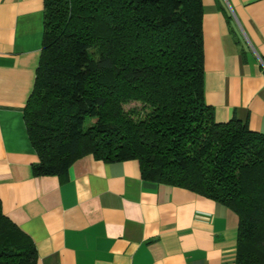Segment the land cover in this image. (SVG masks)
Returning <instances> with one entry per match:
<instances>
[{
  "label": "trees",
  "instance_id": "trees-1",
  "mask_svg": "<svg viewBox=\"0 0 264 264\" xmlns=\"http://www.w3.org/2000/svg\"><path fill=\"white\" fill-rule=\"evenodd\" d=\"M44 8L24 108L38 155L32 172L64 176L84 155L136 159L144 179L232 209L235 264H264V134L237 118L217 122L204 100L202 1L44 0ZM36 261L0 201V264Z\"/></svg>",
  "mask_w": 264,
  "mask_h": 264
},
{
  "label": "crops",
  "instance_id": "crops-1",
  "mask_svg": "<svg viewBox=\"0 0 264 264\" xmlns=\"http://www.w3.org/2000/svg\"><path fill=\"white\" fill-rule=\"evenodd\" d=\"M204 100L217 122L264 134V0H201ZM44 0H0V201L36 264H235L238 215L144 179L136 159L74 160L35 175L24 121L43 46Z\"/></svg>",
  "mask_w": 264,
  "mask_h": 264
},
{
  "label": "rangeland",
  "instance_id": "rangeland-1",
  "mask_svg": "<svg viewBox=\"0 0 264 264\" xmlns=\"http://www.w3.org/2000/svg\"><path fill=\"white\" fill-rule=\"evenodd\" d=\"M135 104H137V103L126 104V105H124V107H125V109H128V108L132 107V106L135 105ZM92 121H94V119H92L91 122H92Z\"/></svg>",
  "mask_w": 264,
  "mask_h": 264
}]
</instances>
